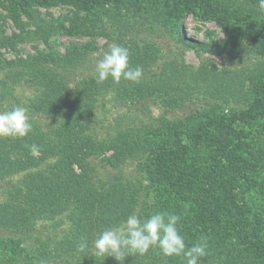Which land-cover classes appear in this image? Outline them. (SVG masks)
Here are the masks:
<instances>
[{
  "label": "trees",
  "instance_id": "1",
  "mask_svg": "<svg viewBox=\"0 0 264 264\" xmlns=\"http://www.w3.org/2000/svg\"><path fill=\"white\" fill-rule=\"evenodd\" d=\"M58 4L72 5L83 15L73 19L70 26L58 23V19L38 18L35 34L47 44L57 32L111 36L114 32H110L107 25L125 27L121 7L130 2L0 0V5L20 26L23 25L20 15L32 19L38 13L37 6ZM248 4L246 1L243 4L248 9L246 12L229 11L228 7L217 12L218 8L208 1L174 0L167 12L172 20L188 15L215 19L225 38L214 44H218L222 54L229 55L246 52V39L254 42L256 50L264 46V16ZM143 7L149 9L146 5ZM161 8L158 5V9ZM171 26L177 28L175 21ZM0 32L4 30L0 28ZM137 34L126 48L130 52V66L143 68L139 83L122 80L116 84L109 79L98 84L92 75L79 77L83 59L95 47L91 42L85 47L67 48L63 54L49 46L36 55L15 61L0 58V68L15 69L18 82L25 80L36 86L39 94L31 101L36 104L39 100L41 105L55 112L58 115L55 121L59 124L56 131L43 130L40 123L31 119L32 132L26 138L0 139V176L12 180L15 175L24 173V178L10 193L15 199L0 205V264H64L57 259L51 244L37 234L35 249L26 247L34 235L33 222L44 214L68 212L73 215L77 230L90 236L124 221L134 212L141 189L124 184L120 164L134 153L136 145H139L134 153L137 157L142 156L146 148L152 152L145 169L156 191L167 197L172 192L179 197L190 193L195 213L187 217L191 220L186 222L188 233L182 230L180 233L186 247L207 242V255L199 264H264V63L260 66L251 63L235 71L210 70L204 65L194 70L174 58L165 63L160 73L147 76L158 49L142 39L140 32ZM15 36L0 33V47L13 45ZM20 36L18 34L17 38ZM115 37L116 40L122 37L121 29L111 39ZM81 78L84 79L79 80ZM70 80L77 81L71 93L66 87ZM111 88L116 100L126 98L140 102L151 98L167 110L182 108L204 92L217 94L222 101L217 103L212 97V101L205 103L208 108L191 111L175 121L162 116L161 125L149 134L130 125L125 127V123L118 121L110 143L97 140L89 133L82 136L83 131L90 128L88 123L96 121L93 112L96 101L106 97L104 91ZM74 95L77 97L71 98ZM240 100L249 106L244 115L235 113L228 122L219 120L217 114L224 110L222 104ZM66 115L72 118L65 119ZM237 119L245 126L238 127ZM184 139L194 146L188 149L182 144ZM32 144L39 146L37 156L29 150ZM105 149L113 151L105 157L113 177L108 183L97 176L93 162ZM75 236L69 241L73 243L77 238L78 243L85 238ZM225 243L231 246L229 253L223 251ZM84 257L83 264H119L114 257L94 256L93 252ZM124 264L186 262L182 256L165 257L158 248H151L144 255L126 257Z\"/></svg>",
  "mask_w": 264,
  "mask_h": 264
},
{
  "label": "rangeland",
  "instance_id": "2",
  "mask_svg": "<svg viewBox=\"0 0 264 264\" xmlns=\"http://www.w3.org/2000/svg\"><path fill=\"white\" fill-rule=\"evenodd\" d=\"M174 0H129L130 5H122L124 8L121 17L125 20V27L119 25L117 28L113 24L107 25L110 32L114 34H96L94 36L79 33L76 35H68L65 33L57 32L51 37V42L46 43L42 38L35 34L36 23L39 18L58 19V23H63L67 26L72 25L73 19L82 16L83 12L78 11L74 6L68 4H58L51 6L39 5L36 7L38 13L32 19H28L24 15H20V21L23 25L17 23L14 16L11 15L0 5V28L4 30L0 32L5 36H15L16 42L11 46L0 47V58L5 61H15L20 57L33 56L38 51H44L49 46L54 47L61 54L67 51V48L72 46L85 47L90 42L94 44V48L88 52L82 61V67L78 70L79 77L82 76H95V68L99 59L109 50L110 46L120 45L129 47L130 40L136 38L134 34L140 32L139 36L145 41L149 42L153 49H158L156 61L151 64V69L147 70V76L160 73L165 63L168 60L176 58L177 61L189 65L192 69L197 70L201 65L206 66L210 70H238L256 63L260 66L264 63V46L257 47L252 40L246 39L247 51L235 54H222L219 46H215L219 41L225 38V33L218 22L208 16H193L188 15L179 19H171L170 14L167 12V7ZM200 2H210L214 7L218 8L217 12L223 11L226 7L228 10H243L248 11L244 7L245 1L251 7L260 12L264 16V12L259 9V0L250 3L247 0H198ZM150 3V4H149ZM153 3V4H151ZM149 4V5H148ZM144 5L149 9H144ZM159 7H163L158 9ZM212 8V6H210ZM143 10V11H141ZM173 21H175L177 28H172ZM122 30V37L116 40L114 37L118 30ZM20 34V38L17 35ZM138 35V34H137ZM221 43V42H219ZM206 45V46H205ZM252 48V49H250ZM86 49H90L88 46ZM17 71V70H16ZM15 69L7 70L0 68V111L11 110L17 106L27 108V115L29 120H34L40 123L43 130L49 128L57 129L58 115L55 112L49 111L46 107L39 103L36 104L31 101L34 95H38L36 86L31 83L21 80L18 82L17 72ZM85 78V77H84ZM81 78L79 80H82ZM77 81L70 80L66 87L70 90L74 89V84ZM248 88V87H247ZM249 93H250V89ZM10 91V92H9ZM106 97L100 98L96 101L94 106V116L96 121L90 124L89 130H84L82 136L87 133L94 135L97 140H104V143H110V135L116 132L120 122L125 123L123 126H133L136 130L149 134V132L156 130L161 125L162 116L175 121L185 118L188 113L194 110H202L208 108L207 102L212 101V97L216 98L213 101L217 103L221 100L216 95L204 92L196 96L194 100L187 102L186 106L178 109L167 108L160 103H155L151 98H146L140 102H132L130 99L123 98V100H116L113 89L104 91ZM70 96V95H69ZM77 96H71L76 98ZM121 97V96H120ZM122 99V98H121ZM222 101V100H221ZM223 111H219L217 117L219 120L225 122L233 119L235 113H242L248 110V105L244 101L230 102L229 104H222ZM33 106V107H32ZM256 107H254V110ZM60 113V111H59ZM62 114V113H61ZM63 115V114H62ZM67 118L72 116L66 115ZM224 116V117H223ZM120 118V119H119ZM243 119V118H242ZM238 120V119H237ZM120 121L119 123H117ZM238 127L245 126L242 120L237 121ZM247 125V124H246ZM125 126V127H126ZM122 128V126H120ZM125 129V128H124ZM57 131H61L58 129ZM1 139V138H0ZM182 144L187 145L188 149L194 146L187 139L182 141ZM139 145H136V149ZM134 151V153H135ZM113 153L112 150H103L98 158H94L97 176L101 178L102 182H111V167L108 163L105 164V157H109ZM134 153L131 155L133 156ZM39 154V153H38ZM142 155V153L140 154ZM129 156L124 162L120 164V169L123 174V182L125 185L131 184L133 187H139L137 193V200L134 207V212L141 220H146L150 215L157 212H168L181 216L180 223L178 224L179 230L184 234L188 233V215L194 214L192 211V204L190 201V193H184L182 197L176 193H171L170 197L164 196L156 191L149 182V173L145 169L152 152L146 148L142 156L131 157ZM107 165V166H105ZM75 169L79 171L77 165ZM0 176V205L11 202L15 197L10 196L11 191L14 190V185L19 183L20 179L24 178V173H19L10 180ZM16 190V189H15ZM17 195V194H16ZM73 216V215H72ZM68 212L61 214L50 215L44 214L38 217L33 222L32 238H29L30 243L26 245L27 248L35 249V234H37L43 241H48L56 252L57 259H60L64 264H83L85 263L84 254L92 253V241L98 235H87L80 233L77 230L76 222ZM111 228V227H110ZM7 232V231H6ZM14 235V234H12ZM85 237L89 244V251L79 252L77 250V238L72 242L69 240L72 237ZM19 238V237H17ZM91 242V244H90ZM228 242V241H226ZM37 245V244H36ZM231 248L228 243L223 246V251L229 253ZM83 256V257H82Z\"/></svg>",
  "mask_w": 264,
  "mask_h": 264
},
{
  "label": "clouds",
  "instance_id": "3",
  "mask_svg": "<svg viewBox=\"0 0 264 264\" xmlns=\"http://www.w3.org/2000/svg\"><path fill=\"white\" fill-rule=\"evenodd\" d=\"M259 9L264 12V0H259ZM143 77V68L130 66V52L120 45L110 46L98 60L95 68V80L98 84L109 79L119 84L122 80L139 83ZM32 132L27 108L17 106L0 111V138L23 139ZM29 150L33 156L39 153V146L32 144ZM181 216L157 212L146 220H141L133 212L118 226L101 231L92 241L94 256L114 257L124 264L126 257L144 255L151 248H158L165 257L182 256L186 264H199L207 255V242H198L186 247L185 239L178 228ZM89 244L86 238L77 243V250L85 252Z\"/></svg>",
  "mask_w": 264,
  "mask_h": 264
}]
</instances>
